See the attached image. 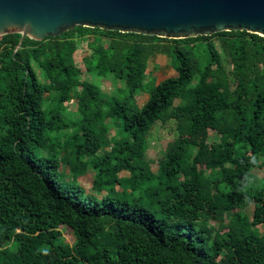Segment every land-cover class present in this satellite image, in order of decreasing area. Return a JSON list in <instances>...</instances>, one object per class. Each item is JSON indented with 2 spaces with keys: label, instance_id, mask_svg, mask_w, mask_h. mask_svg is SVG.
I'll use <instances>...</instances> for the list:
<instances>
[{
  "label": "trees",
  "instance_id": "trees-1",
  "mask_svg": "<svg viewBox=\"0 0 264 264\" xmlns=\"http://www.w3.org/2000/svg\"><path fill=\"white\" fill-rule=\"evenodd\" d=\"M76 36L94 37L89 72L124 83L111 100L79 80ZM20 38H0V264H264V173L256 187L251 172L264 169V38L231 31L173 40L81 26L17 49ZM156 55L177 76L138 108ZM72 101L74 121L64 114ZM108 119L116 134L103 151ZM167 120L178 138L153 173L145 149L132 156L128 148ZM209 131L219 142H207ZM88 167L94 192L78 182ZM248 204L251 219L241 211ZM235 210L227 231L209 223Z\"/></svg>",
  "mask_w": 264,
  "mask_h": 264
},
{
  "label": "water",
  "instance_id": "water-1",
  "mask_svg": "<svg viewBox=\"0 0 264 264\" xmlns=\"http://www.w3.org/2000/svg\"><path fill=\"white\" fill-rule=\"evenodd\" d=\"M173 40L246 31L264 38V0H0V38L42 42L75 27Z\"/></svg>",
  "mask_w": 264,
  "mask_h": 264
},
{
  "label": "rangeland",
  "instance_id": "rangeland-1",
  "mask_svg": "<svg viewBox=\"0 0 264 264\" xmlns=\"http://www.w3.org/2000/svg\"><path fill=\"white\" fill-rule=\"evenodd\" d=\"M100 44L104 48L108 46L109 39L106 37H99ZM76 50L74 53V62L76 67L80 70L79 80L89 82L95 86H97L101 93L103 94L104 99L111 100L113 96L116 95L117 90L120 88H124V83L119 81H113L111 78L104 79L97 74L96 71L89 72L86 67L87 61L89 60L92 49L89 47V44L94 40L93 36H76ZM213 44L216 50L219 52L222 65L225 71L229 75V79L231 83L233 82V77L231 74L232 68L226 61L223 52L221 50L219 39L216 38L213 40ZM197 53H201L202 45H198L196 47ZM155 57V56H154ZM167 58V57H166ZM168 65L165 68H159L158 65L155 64L154 59L152 57L148 60L147 68H146V78L144 80L143 92H139L135 95V101L138 108H141L142 105L148 100L149 91L153 86L159 84L165 79L176 77L177 74L171 66L170 59L167 58ZM36 71L39 72V69L36 68ZM198 76L195 77L193 81V85L197 82ZM181 103L180 100H175L174 105H179ZM64 114L70 121H74L80 117L77 112V103L76 101H72L70 103L65 104ZM176 121L175 120H167V121H157L154 123L148 133L144 136L143 139L138 140L136 144L130 146L128 148L129 153L132 156H137L139 154L140 149L143 147L144 150V160L147 163V167L153 172L157 173L158 161L163 158L169 146L178 138V133L176 130ZM72 129L67 128L62 130L61 133H71ZM116 134V128L112 124V122L108 119L104 122L103 127H101V135L103 141V151H110L112 147V138ZM183 140H187V138H183ZM207 142L209 144L219 142V136L215 134L213 131H209V136ZM103 151H99L98 154H102ZM44 153L48 154V149H45ZM60 157V154H58ZM89 160V158H87ZM63 169H66L67 177H71V172L69 169L62 166ZM256 177V187H259L263 184L262 175L264 173V169H252L251 171ZM208 174V172H207ZM120 177L129 176L127 172L119 173ZM95 177V172L88 167L84 174L80 175L78 178V182L80 185L84 187L86 192H94L92 189V181ZM119 187H116V190H119ZM105 191L102 192V195H105ZM253 209V204H248L245 208L241 209L244 213H246L251 219V212ZM238 211L226 212L222 216L220 221L210 220L209 223L215 228H220L222 232L227 231V224L229 223L230 218L233 214ZM261 229V228H260ZM63 238L65 241L72 245L75 242V238L69 229L63 230Z\"/></svg>",
  "mask_w": 264,
  "mask_h": 264
},
{
  "label": "crops",
  "instance_id": "crops-1",
  "mask_svg": "<svg viewBox=\"0 0 264 264\" xmlns=\"http://www.w3.org/2000/svg\"><path fill=\"white\" fill-rule=\"evenodd\" d=\"M152 59H154L155 64L158 65L159 68H165L166 65H168L166 56L156 55L155 57H152Z\"/></svg>",
  "mask_w": 264,
  "mask_h": 264
}]
</instances>
